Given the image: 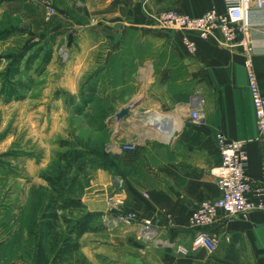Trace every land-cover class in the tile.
Segmentation results:
<instances>
[{
  "label": "crops",
  "instance_id": "0c3cea01",
  "mask_svg": "<svg viewBox=\"0 0 264 264\" xmlns=\"http://www.w3.org/2000/svg\"><path fill=\"white\" fill-rule=\"evenodd\" d=\"M76 1V11L86 18L87 67L93 82L115 65L113 54L124 47L151 49V54L134 58L129 75L113 84L111 71L105 81L104 90L110 95L132 83L133 92L126 97L138 104L131 114L135 120L123 123L115 137L118 170L98 169L82 194L88 211L103 213V227L80 237L77 254L88 264H264V208L243 216L219 209L217 220L206 228L216 240L211 252L192 246L193 230L187 221L200 201L219 196L212 172L220 162L215 141L219 132L245 141L246 172L251 178L248 196L264 204V142L256 139L244 66L249 58L264 93V26L250 34L256 50L250 55L242 43L227 47L213 38L200 39L193 31L161 29L154 22L165 9L192 16L211 8L222 10V0ZM9 7L16 10L15 4ZM24 7L30 12V6ZM182 36L195 43L193 53L184 47ZM121 106L123 102L116 110ZM192 107L201 113L197 122L189 117ZM190 132L199 134L195 142L188 139ZM123 145L134 148L123 150ZM118 177L123 179L121 186ZM112 196L134 214L133 222L113 217ZM10 207L0 203V264H30L28 253L13 244L15 218L2 219ZM143 220L151 221L150 239L139 236L137 226Z\"/></svg>",
  "mask_w": 264,
  "mask_h": 264
},
{
  "label": "rangeland",
  "instance_id": "374dc122",
  "mask_svg": "<svg viewBox=\"0 0 264 264\" xmlns=\"http://www.w3.org/2000/svg\"><path fill=\"white\" fill-rule=\"evenodd\" d=\"M77 3L0 0V203L14 207L2 219L15 218L23 236L15 242L16 249L29 245L32 217L22 206L50 193L44 177L58 181L67 195L82 201L98 169L116 171L115 137L123 123L135 120L131 114L138 102L126 97L133 84L128 81L113 95L104 85L111 71L113 84L133 72L134 58L151 54V49L124 47L113 54L115 65L93 82L87 67L86 18L76 11ZM12 4L16 10L10 9ZM24 6H30V12ZM13 66L19 72L12 77ZM120 102L131 109L116 120ZM76 213L73 209L71 215ZM102 215L93 220L97 227L91 231L102 230ZM60 225L65 231L66 224Z\"/></svg>",
  "mask_w": 264,
  "mask_h": 264
},
{
  "label": "built area",
  "instance_id": "2783aa9c",
  "mask_svg": "<svg viewBox=\"0 0 264 264\" xmlns=\"http://www.w3.org/2000/svg\"><path fill=\"white\" fill-rule=\"evenodd\" d=\"M222 3V10L211 8L196 16L174 9H165L155 15L154 22L161 29L193 31L200 39L213 38L227 47L239 42L244 44L248 54H253L256 50L250 34L264 26V0H222ZM49 11L52 9L50 8ZM182 43L188 52L195 51V43L186 36H182ZM244 66L256 119V139L264 142V93L259 89L249 58L245 60ZM189 117L192 122H197L201 118L197 107L190 109ZM157 130L164 135L159 126ZM215 141L220 154V162L212 172L216 177L219 196L200 201L187 219L189 227L193 230L192 246L202 247L208 252L215 249L216 240L206 228L217 220L219 209L229 216H243L252 210L264 208L262 202H253L248 196L251 191V178L246 172L245 141L229 139L221 132L215 135ZM133 148V145L122 146L123 150ZM117 181L121 186L123 179L118 177ZM121 203L118 197H110L109 210L113 217L117 221L133 222L134 214L124 210L120 206ZM137 227L141 238L153 237L154 231L150 220L141 221Z\"/></svg>",
  "mask_w": 264,
  "mask_h": 264
},
{
  "label": "trees",
  "instance_id": "16d2710c",
  "mask_svg": "<svg viewBox=\"0 0 264 264\" xmlns=\"http://www.w3.org/2000/svg\"><path fill=\"white\" fill-rule=\"evenodd\" d=\"M16 64H19V60ZM18 72V66H13L10 76L13 77ZM198 135L197 132H190L188 139L195 142ZM113 161L117 171L118 162L114 158ZM44 178L50 187L48 198L43 197L40 202L28 200L27 206L23 208L30 210L32 219L27 228L29 245L22 250L28 253L30 264H88L84 257L77 254L80 248L79 238L97 227L92 222L103 213L88 211L79 196L67 195L58 181L47 176ZM73 209H77L75 216L71 215ZM61 223L66 224L65 231L62 230ZM20 236L21 231L17 229L14 245L15 242L19 244L23 237Z\"/></svg>",
  "mask_w": 264,
  "mask_h": 264
},
{
  "label": "water",
  "instance_id": "95a60500",
  "mask_svg": "<svg viewBox=\"0 0 264 264\" xmlns=\"http://www.w3.org/2000/svg\"><path fill=\"white\" fill-rule=\"evenodd\" d=\"M132 106H136V104H133ZM131 109V105H125L121 106L115 113H114V118L116 120H121L124 117H126L129 113V110Z\"/></svg>",
  "mask_w": 264,
  "mask_h": 264
},
{
  "label": "bare ground",
  "instance_id": "6f19581e",
  "mask_svg": "<svg viewBox=\"0 0 264 264\" xmlns=\"http://www.w3.org/2000/svg\"><path fill=\"white\" fill-rule=\"evenodd\" d=\"M142 118H143V116H142ZM150 119V118H149ZM144 120V119H143ZM147 120V119H146Z\"/></svg>",
  "mask_w": 264,
  "mask_h": 264
}]
</instances>
